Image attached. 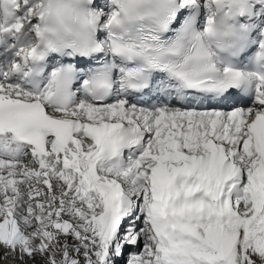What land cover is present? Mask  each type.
<instances>
[{
	"label": "snow or ice",
	"instance_id": "obj_1",
	"mask_svg": "<svg viewBox=\"0 0 264 264\" xmlns=\"http://www.w3.org/2000/svg\"><path fill=\"white\" fill-rule=\"evenodd\" d=\"M0 251L264 264V0H0Z\"/></svg>",
	"mask_w": 264,
	"mask_h": 264
},
{
	"label": "bare ground",
	"instance_id": "obj_2",
	"mask_svg": "<svg viewBox=\"0 0 264 264\" xmlns=\"http://www.w3.org/2000/svg\"><path fill=\"white\" fill-rule=\"evenodd\" d=\"M0 264H13V261L11 260V258L4 259L2 256V251H0ZM15 264H20V262L17 260Z\"/></svg>",
	"mask_w": 264,
	"mask_h": 264
},
{
	"label": "rangeland",
	"instance_id": "obj_3",
	"mask_svg": "<svg viewBox=\"0 0 264 264\" xmlns=\"http://www.w3.org/2000/svg\"><path fill=\"white\" fill-rule=\"evenodd\" d=\"M28 264H30V262H28Z\"/></svg>",
	"mask_w": 264,
	"mask_h": 264
}]
</instances>
